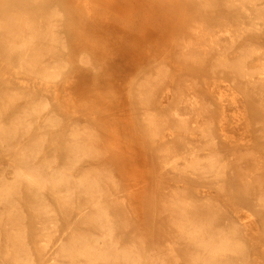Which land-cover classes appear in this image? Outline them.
I'll return each instance as SVG.
<instances>
[{"label":"bare ground","instance_id":"bare-ground-1","mask_svg":"<svg viewBox=\"0 0 264 264\" xmlns=\"http://www.w3.org/2000/svg\"><path fill=\"white\" fill-rule=\"evenodd\" d=\"M221 1L230 12L215 25L196 17L188 38L181 37L172 44L167 58L207 62L209 68L225 72L236 83H227L226 88L242 84L258 93V104L264 109V38L248 40L242 36L264 28V0ZM99 2L0 0V54L13 64L14 73H36L46 86H54L53 101L59 102L62 96L56 83L64 73L75 70H67L49 57L65 47L66 32H72L64 28L66 18L75 14L89 18L92 11L103 8V2ZM73 58L81 66H97H93L87 51H78ZM3 79L0 150L11 151L13 156L6 167L0 168V264H180L179 260L182 264L263 263L264 245H258L246 223L229 210L225 198L249 203L254 211L247 215L249 219L263 215L264 118L252 119L249 139H234L225 127L222 91L215 94L213 103L207 84L200 86L195 78L176 74L168 69L165 59L140 70L129 83L134 102L159 106L158 97L164 91L170 97L163 108L165 117L173 122L168 129L175 141H170L171 146L164 141L167 145L155 152L159 168L169 169L175 182H170L167 170L159 174L158 182L154 178L156 183L146 187L147 221L156 225L157 232L149 235L150 241L146 245L119 244L116 221L121 220L118 227L124 236L131 222L125 221L123 214L128 213L133 221L134 210L130 178L118 161L113 140L107 141L108 133L96 119L88 117L83 125L70 124L66 131L59 132L61 140H48L44 129L61 123L60 113L51 107L53 101L32 87L28 92L17 91V83L7 76ZM18 88L30 86L20 84ZM76 91L69 84L63 97L71 107L77 104ZM229 96L234 103L233 92ZM145 118L155 125L156 114ZM184 135L189 140H184ZM180 144L182 147L176 146ZM190 181L206 189L192 187ZM60 219L69 220L67 224L71 225L56 238L50 257L42 261V252ZM82 224L96 231H82ZM152 239L162 242L151 243ZM259 248L261 254H257Z\"/></svg>","mask_w":264,"mask_h":264},{"label":"rangeland","instance_id":"rangeland-1","mask_svg":"<svg viewBox=\"0 0 264 264\" xmlns=\"http://www.w3.org/2000/svg\"><path fill=\"white\" fill-rule=\"evenodd\" d=\"M101 1L103 2H101L103 8L98 11H92L89 18L82 14L71 15V17L66 18L67 22L64 28L66 31L72 29V32L64 34L65 47L59 49L55 56L49 57L50 61L56 62L55 64L60 63L67 70H75L72 73L69 72L71 74H67V71L57 81L55 88L62 96L59 102L53 101L54 86H46L39 80V74L36 73H14L11 70L13 64L1 54L0 84L6 83L3 77L7 76L12 82L17 83L18 87L20 84L30 86L27 89L16 86L17 91L28 92L30 89L35 88L39 94L44 95L49 101H53L51 107L60 113L61 123L58 127L44 129L48 140H61L62 137L59 136V132L66 131L70 124L83 125L88 120L86 117L93 118L94 121L96 119L98 126L108 133L105 139L107 138L106 140L110 143L113 140V148L116 151L118 161L123 164V172L128 174L130 178V204L134 210L131 214V219L133 221L129 220L128 213L124 212V220L128 223L131 222V226L130 231H127L128 233L125 231L123 236L118 227L121 224V220L117 219L115 234L117 235L119 232L118 243L146 245L150 241L149 235L157 233L154 229L156 225L148 222L149 217L146 214V201L144 200L146 189L148 185L150 186L149 183L152 185L156 183L160 178V173H165L167 170L166 175L171 178L170 182H175L174 176L169 169L163 170V168H159V161L155 151L167 145L164 141H168V145L171 146V142H174L175 138L170 135L168 129V126H172L173 122L165 117V108H163L170 100L167 92L166 94L164 91L158 97V100H160L159 106L152 104L142 106L137 104L136 101L134 102L133 97L129 95V83L138 75V72L158 60L165 59L168 69L175 71L176 74L183 75V77H193L200 86L207 84L210 92L209 98L213 103L214 98H216L215 94L218 91H222L224 95L221 98L226 113V118L224 119L225 127L234 139L240 137L249 139L252 131L250 122L252 119L264 118V109L258 104V100L261 99L258 93L245 89L242 84L235 89L226 88L227 83L232 82L235 85L236 83L233 80L230 81L229 75L225 72H221L217 68H209L207 62L191 63L180 59H172L171 57L167 58L168 52L174 46L172 44L178 39L181 40V37L185 36L184 38H188L190 35L189 27L195 22L196 17V20L206 19V23L209 25H215L217 20L223 19L230 12L228 6L224 4L225 2L221 0ZM101 3L99 2V4ZM245 33L242 36H247L245 38L248 40L264 38V28L262 31L255 33ZM73 50H76V52ZM81 50L91 54L93 66L97 65L96 68H87L76 63L73 56ZM100 68L101 71H98ZM4 70L6 72L2 74ZM170 81L168 80L167 82L171 85ZM12 82L9 83L11 84ZM69 84L78 91H76L77 104L74 107L68 105L63 98ZM205 91L208 92V90ZM229 92H233L236 100L234 103L230 100ZM164 94H166L165 97L163 96ZM212 108L222 109V107L214 105ZM149 114H156L155 125L145 118ZM36 130H39V128L34 129V131ZM183 137L184 140H189L188 135ZM182 145L176 146L182 147ZM12 156L13 153L11 151L0 150V168L6 167L10 163ZM156 168L158 169L156 170ZM5 172L7 176L10 175L8 170H5ZM157 173L158 175L156 176ZM154 178L156 181L153 180ZM189 183L190 186L199 190L206 189V187L198 185L197 181H190ZM120 195H123V199L128 201V197L124 192H121ZM225 200V204L228 205L230 211L233 210L236 213L238 220L246 223L250 235H255L258 245H264V226L262 222L264 221V209H262V216L254 215L249 219L247 215L253 211L249 203H236L227 198ZM255 210L257 211V209ZM74 217L71 220H74ZM68 221L59 220L55 235L42 252V261H46L50 257L56 244V238L62 235L65 227L71 225V223L67 224ZM82 225V231H96L93 228H88L86 224ZM158 242L160 243L162 240H151V243ZM257 252V254H261L262 249L259 248ZM262 258L260 260H263ZM179 263L182 264L180 260ZM260 264H264V260Z\"/></svg>","mask_w":264,"mask_h":264}]
</instances>
